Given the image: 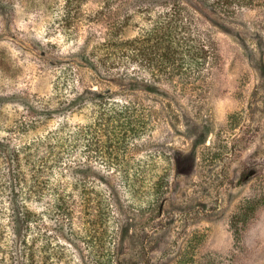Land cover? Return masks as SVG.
Masks as SVG:
<instances>
[{
  "label": "rangeland",
  "instance_id": "374dc122",
  "mask_svg": "<svg viewBox=\"0 0 264 264\" xmlns=\"http://www.w3.org/2000/svg\"><path fill=\"white\" fill-rule=\"evenodd\" d=\"M215 2L0 0V264H264V0Z\"/></svg>",
  "mask_w": 264,
  "mask_h": 264
},
{
  "label": "trees",
  "instance_id": "16d2710c",
  "mask_svg": "<svg viewBox=\"0 0 264 264\" xmlns=\"http://www.w3.org/2000/svg\"><path fill=\"white\" fill-rule=\"evenodd\" d=\"M216 1L215 3L217 4H221V6L223 8H229L230 5H232V2H236L238 5H249L255 2V0H214ZM173 18V17H172ZM171 23V22H170ZM178 27V25L176 26ZM167 42V44L169 45H165L163 43ZM135 39H126V40H122L121 42H119L118 45L121 44L120 47H122V51H118V50H113V51H109L111 53H107V58L106 60H109L111 57L117 59L120 58V56H123L124 59H128L131 56V52L133 50V44H134ZM174 39H173V33L169 32L164 36H161V40H158L157 43H160V45H157L155 47L156 49V55L159 56L160 58L156 59V63L157 65L162 64L165 61V56L167 55V51L168 53L171 51V47L174 44ZM166 48V49H164ZM164 50V51H163ZM123 53V55H122ZM110 66H106L104 69H108L106 70L108 74L106 75H110V72H112L110 70ZM127 76H129V73H126ZM135 108V106L132 105V102H127V103H123L121 105H119V107L115 110L116 113V119H119L120 123L123 122H135L138 124L139 127L143 128V122L141 123V121L138 119L135 111H133ZM145 124V123H144ZM113 128L118 129L119 132H121V135L117 134V139L115 140V137H110V147H121L122 145H124L125 141H126V136H125V130H122L118 125H113ZM107 130V128H106ZM110 131V130H109ZM98 140H100V138H98ZM97 149H100V143L97 144V146L95 147ZM101 154L102 157L107 158L108 156L105 154V151H100L99 152ZM107 160V159H106ZM111 159L108 160V162H110ZM129 177H127L126 179H128ZM132 179V178H131ZM128 182L131 181L130 178L127 180Z\"/></svg>",
  "mask_w": 264,
  "mask_h": 264
}]
</instances>
